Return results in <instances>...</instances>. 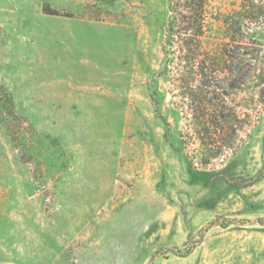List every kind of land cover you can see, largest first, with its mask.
Wrapping results in <instances>:
<instances>
[{
  "label": "rangeland",
  "instance_id": "1",
  "mask_svg": "<svg viewBox=\"0 0 264 264\" xmlns=\"http://www.w3.org/2000/svg\"><path fill=\"white\" fill-rule=\"evenodd\" d=\"M207 4L192 61L168 0H0V264H264V0Z\"/></svg>",
  "mask_w": 264,
  "mask_h": 264
},
{
  "label": "trees",
  "instance_id": "2",
  "mask_svg": "<svg viewBox=\"0 0 264 264\" xmlns=\"http://www.w3.org/2000/svg\"><path fill=\"white\" fill-rule=\"evenodd\" d=\"M207 3L208 0H168L167 38L180 40V52L185 51V58L192 61L201 51L199 40L204 35Z\"/></svg>",
  "mask_w": 264,
  "mask_h": 264
}]
</instances>
